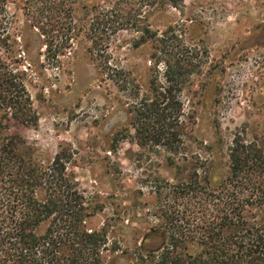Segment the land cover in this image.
Wrapping results in <instances>:
<instances>
[{
	"label": "rangeland",
	"instance_id": "rangeland-1",
	"mask_svg": "<svg viewBox=\"0 0 264 264\" xmlns=\"http://www.w3.org/2000/svg\"><path fill=\"white\" fill-rule=\"evenodd\" d=\"M113 6L77 0L71 49L57 57L35 36L37 6L8 0L0 34L9 48L0 53L15 56L14 69L28 68L35 118L20 128L7 119L5 134L19 133L26 154L46 165L67 158L66 176L94 213L89 228L107 230V264H140V253L164 248L179 185L224 180L237 140L264 150V0H183L148 17L155 35L146 42L142 32L121 30L98 49L97 14ZM21 45L31 68L19 60ZM60 45L48 37L50 48ZM177 64L192 74L176 95L183 112L168 122L177 128L167 144L139 104L157 97Z\"/></svg>",
	"mask_w": 264,
	"mask_h": 264
},
{
	"label": "trees",
	"instance_id": "trees-1",
	"mask_svg": "<svg viewBox=\"0 0 264 264\" xmlns=\"http://www.w3.org/2000/svg\"><path fill=\"white\" fill-rule=\"evenodd\" d=\"M24 1L37 6L32 27L41 31L34 33L36 37L47 40V53L65 55L73 38L77 0ZM111 1L114 8H101L93 28L91 39L98 49L121 30L142 32L141 41L146 42L152 33L148 17L168 7L179 9L183 3ZM7 3L0 0V29ZM48 37L60 47L50 48ZM4 47L9 48V42L0 34V49ZM21 48L20 62L23 59L33 67L29 51ZM12 60L6 61L0 53V264H107V230L89 228L94 213L66 176L68 159L57 154L46 165L26 154L27 143L19 133L5 134L7 119L20 128L35 118L27 88L28 68L14 69ZM191 74L184 65H170L165 87L158 89L154 100L139 104L145 113L153 112L148 114L162 125L161 137L167 144L174 140L177 128L168 122L178 123L183 112L176 95L180 96ZM235 143L224 180L212 184L196 179L179 185L181 191L175 192L166 210L164 248L157 254L140 253V264H264V150L239 140Z\"/></svg>",
	"mask_w": 264,
	"mask_h": 264
},
{
	"label": "flooded vegetation",
	"instance_id": "flooded-vegetation-1",
	"mask_svg": "<svg viewBox=\"0 0 264 264\" xmlns=\"http://www.w3.org/2000/svg\"><path fill=\"white\" fill-rule=\"evenodd\" d=\"M181 102V101H180ZM181 104H182V102H181ZM183 106V105H182Z\"/></svg>",
	"mask_w": 264,
	"mask_h": 264
}]
</instances>
